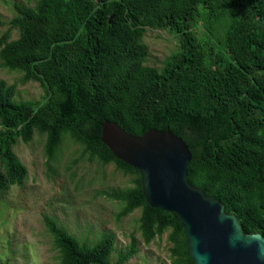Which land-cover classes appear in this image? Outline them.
Returning a JSON list of instances; mask_svg holds the SVG:
<instances>
[{"label": "trees", "instance_id": "trees-1", "mask_svg": "<svg viewBox=\"0 0 264 264\" xmlns=\"http://www.w3.org/2000/svg\"><path fill=\"white\" fill-rule=\"evenodd\" d=\"M13 8L0 21L8 26L1 65L44 94L15 100V85L0 79V196L26 174L12 150L17 139L43 134L48 162L68 137L88 160L131 176L129 186L102 192L121 203L116 218L139 208L142 242L166 231L170 264H193L176 216L149 206L137 171L100 141L106 119L131 135L155 129L181 138L190 152L186 181L219 200L244 233L264 238V0H34ZM144 27L176 37L159 67L143 65ZM42 221L55 264H123L137 251L132 235L114 250L111 232L86 244L54 219Z\"/></svg>", "mask_w": 264, "mask_h": 264}, {"label": "rangeland", "instance_id": "rangeland-1", "mask_svg": "<svg viewBox=\"0 0 264 264\" xmlns=\"http://www.w3.org/2000/svg\"><path fill=\"white\" fill-rule=\"evenodd\" d=\"M14 3L32 6L34 0H0V21L6 22L14 14ZM7 27L6 23L0 25V33ZM16 34L11 29L9 39ZM141 40L146 45L143 65L159 67L177 49L176 37L163 29L144 27ZM21 76V72L9 70L0 62V79L15 85V100H40L43 88L34 81L21 83ZM43 140V134L33 132L29 141L17 139L12 147L26 174L20 184L10 185L0 196V263L55 264L57 251L42 221L48 216L86 244L107 231L113 234L114 250H120L132 235L137 251L123 264H170L166 231L144 244L137 227L139 208L116 218L121 203L102 194L129 186L130 175L112 163L100 165L88 160L81 146L68 137L63 138L54 160L47 162ZM114 259L115 252L109 261Z\"/></svg>", "mask_w": 264, "mask_h": 264}, {"label": "water", "instance_id": "water-1", "mask_svg": "<svg viewBox=\"0 0 264 264\" xmlns=\"http://www.w3.org/2000/svg\"><path fill=\"white\" fill-rule=\"evenodd\" d=\"M100 141L116 159L137 171L149 206L176 216L193 264H264L263 236L244 233L219 200L186 181L190 152L181 138L155 129L135 136L104 119Z\"/></svg>", "mask_w": 264, "mask_h": 264}]
</instances>
